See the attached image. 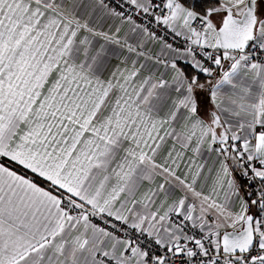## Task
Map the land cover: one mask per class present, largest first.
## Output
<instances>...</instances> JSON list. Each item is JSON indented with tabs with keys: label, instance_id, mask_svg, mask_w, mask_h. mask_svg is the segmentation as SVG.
I'll use <instances>...</instances> for the list:
<instances>
[{
	"label": "snow or ice",
	"instance_id": "6c2138e0",
	"mask_svg": "<svg viewBox=\"0 0 264 264\" xmlns=\"http://www.w3.org/2000/svg\"><path fill=\"white\" fill-rule=\"evenodd\" d=\"M0 264H264V0H0Z\"/></svg>",
	"mask_w": 264,
	"mask_h": 264
}]
</instances>
